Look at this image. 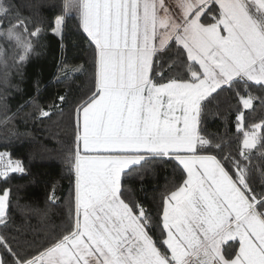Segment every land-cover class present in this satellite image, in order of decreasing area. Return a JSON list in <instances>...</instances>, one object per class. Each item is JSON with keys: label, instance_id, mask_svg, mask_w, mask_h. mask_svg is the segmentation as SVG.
Returning a JSON list of instances; mask_svg holds the SVG:
<instances>
[{"label": "snow or ice", "instance_id": "6c2138e0", "mask_svg": "<svg viewBox=\"0 0 264 264\" xmlns=\"http://www.w3.org/2000/svg\"><path fill=\"white\" fill-rule=\"evenodd\" d=\"M73 15L93 68L73 101L74 147L64 153L73 195L61 224L30 238L13 225L11 189L0 188V264H264V120L249 123L244 111L256 100L264 107V0H64L47 26L62 47ZM43 31L0 0L5 82L9 60L23 67ZM79 71L59 66L64 79ZM222 98L236 103L235 149L227 129L204 127ZM23 107L5 106L0 125ZM56 107L37 104V118ZM156 166L173 178L149 203L130 181ZM27 174L0 151V182ZM48 200L60 206L54 189Z\"/></svg>", "mask_w": 264, "mask_h": 264}, {"label": "trees", "instance_id": "16d2710c", "mask_svg": "<svg viewBox=\"0 0 264 264\" xmlns=\"http://www.w3.org/2000/svg\"><path fill=\"white\" fill-rule=\"evenodd\" d=\"M23 16L33 17L44 27L38 38L33 39L35 52L30 55L23 67H12L9 60L8 76L5 82V69L0 65V115L5 106L9 114L17 112L15 120L7 127L0 125V151L13 153L14 158L23 160L28 169L24 176L13 175L7 184L0 182V188L11 189V214L13 225H24V231L31 235H43L40 229L45 225H60L65 217L64 201L73 195L72 174L64 159L67 149L74 147V126L72 117L73 101L81 96L92 77V50L84 43L78 21L73 15L67 20L63 47L61 40L52 34L47 26L56 15L62 14L64 0H10ZM3 41H0V45ZM66 64L69 68L83 66L86 71L69 73L64 79L59 73V66ZM39 81V89L35 82ZM254 92V95H259ZM67 95L68 102L60 104L58 97ZM35 101V104L30 101ZM51 109L56 114L51 119L37 118L36 105ZM235 101L231 107L222 102L217 108L210 106L204 116V127L208 133L223 134L229 131L230 146L238 147L235 138ZM255 110H244L249 123L264 120V107L258 100L254 101ZM173 178L170 166H156L144 174L143 181L132 179L130 187L139 199L149 203L153 197L159 202V192L166 182ZM141 185L144 191H138ZM55 190L59 205H52L48 197ZM44 211L47 220H42Z\"/></svg>", "mask_w": 264, "mask_h": 264}]
</instances>
